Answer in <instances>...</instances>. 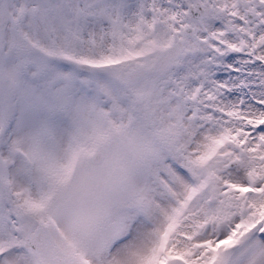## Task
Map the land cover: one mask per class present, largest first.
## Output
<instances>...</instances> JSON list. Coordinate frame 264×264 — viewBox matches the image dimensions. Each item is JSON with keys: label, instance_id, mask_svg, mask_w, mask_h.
Returning <instances> with one entry per match:
<instances>
[{"label": "snow or ice", "instance_id": "6c2138e0", "mask_svg": "<svg viewBox=\"0 0 264 264\" xmlns=\"http://www.w3.org/2000/svg\"><path fill=\"white\" fill-rule=\"evenodd\" d=\"M0 264H264V0H0Z\"/></svg>", "mask_w": 264, "mask_h": 264}]
</instances>
